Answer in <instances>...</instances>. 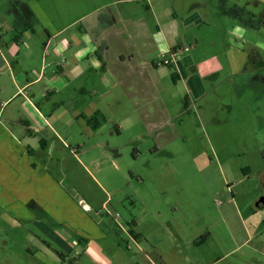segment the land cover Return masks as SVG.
Returning <instances> with one entry per match:
<instances>
[{"label":"rangeland","instance_id":"obj_1","mask_svg":"<svg viewBox=\"0 0 264 264\" xmlns=\"http://www.w3.org/2000/svg\"><path fill=\"white\" fill-rule=\"evenodd\" d=\"M232 8L254 27L238 31L224 15ZM126 9L133 21L108 38L119 86L108 90L100 70L84 88L101 109L97 127L69 115L56 124L67 147L45 153L44 173L67 201L54 203L58 216L41 210L30 220L0 201V264H152L147 256L155 264H264V5L153 0ZM1 15L13 25L14 15ZM160 31L189 52L165 53ZM191 65L200 74L190 75ZM65 203L108 234L94 240L99 255L87 260L56 244L54 235L87 248Z\"/></svg>","mask_w":264,"mask_h":264},{"label":"crops","instance_id":"obj_2","mask_svg":"<svg viewBox=\"0 0 264 264\" xmlns=\"http://www.w3.org/2000/svg\"><path fill=\"white\" fill-rule=\"evenodd\" d=\"M142 1L153 0H0V12L15 16L13 25L3 15L0 17V24L7 25H0V201H5L14 216L30 220L35 217V210L58 216L54 203L61 205L67 201L65 197L60 198L52 177L44 173L45 153L50 146L67 147L69 138L65 139L56 125L67 116L71 115L74 124L82 125L80 121L87 123L102 115L99 106L83 95L84 88L91 71L100 70L103 73L101 84L108 90L119 86L107 65L113 58L109 54L112 45L108 38L119 32L117 27L121 22L133 21L127 6ZM255 1L264 5V0ZM36 27L46 36L37 34ZM234 27L245 31L241 26ZM8 29L13 30L11 38H6ZM125 35L127 32L120 37ZM155 40L160 42L161 50L172 56L183 50L180 45H173L174 37L170 39L162 31L156 34ZM41 45L44 46L42 53L38 50ZM119 57L124 66L126 56ZM146 67L150 69L147 64L141 68ZM187 69L190 75L200 74L197 66ZM145 76L150 80L148 72ZM74 124L65 122L68 127ZM44 135L50 136L51 145ZM66 205H70L73 213L69 219L75 222V234L87 237V248L82 252L81 242L77 246L69 245L65 239L54 235L56 244L68 255L87 260L99 255L102 248L94 240L108 234L89 221L79 205ZM84 208L91 209L87 204ZM114 221L118 223L116 218ZM147 259L155 264L148 256Z\"/></svg>","mask_w":264,"mask_h":264},{"label":"trees","instance_id":"obj_3","mask_svg":"<svg viewBox=\"0 0 264 264\" xmlns=\"http://www.w3.org/2000/svg\"><path fill=\"white\" fill-rule=\"evenodd\" d=\"M222 1H224V0H222ZM243 12L244 11L242 9L232 8L230 10L225 11L224 15L230 16L231 18H236L241 27L253 28L254 27L253 22H251L250 20L244 19L245 15L244 16L242 15ZM236 26H237V24H236ZM174 79H176V77H174ZM95 120L97 121V117L89 119L88 122L90 125L94 126L93 122ZM96 124L98 125V123H96ZM96 124H95L94 128L97 127ZM129 233L135 240L140 239V235L135 230H131Z\"/></svg>","mask_w":264,"mask_h":264},{"label":"built area","instance_id":"obj_4","mask_svg":"<svg viewBox=\"0 0 264 264\" xmlns=\"http://www.w3.org/2000/svg\"><path fill=\"white\" fill-rule=\"evenodd\" d=\"M182 52H189V48H186V49H184V50H181V49H180L179 51L174 52V53H173V57L176 58L177 55L180 54V53H182ZM166 64H169V62L166 61ZM84 207H86V206H84Z\"/></svg>","mask_w":264,"mask_h":264},{"label":"water","instance_id":"obj_5","mask_svg":"<svg viewBox=\"0 0 264 264\" xmlns=\"http://www.w3.org/2000/svg\"><path fill=\"white\" fill-rule=\"evenodd\" d=\"M258 205H259L260 207H263V206H264V199H261V200L259 201Z\"/></svg>","mask_w":264,"mask_h":264},{"label":"flooded vegetation","instance_id":"obj_6","mask_svg":"<svg viewBox=\"0 0 264 264\" xmlns=\"http://www.w3.org/2000/svg\"><path fill=\"white\" fill-rule=\"evenodd\" d=\"M21 8H23V6L21 5ZM2 198H3V196H2ZM5 209H7V208H5ZM36 212H40V211H38V210H35ZM17 217V216H16ZM21 218V217H20ZM25 220H27V219H25Z\"/></svg>","mask_w":264,"mask_h":264}]
</instances>
